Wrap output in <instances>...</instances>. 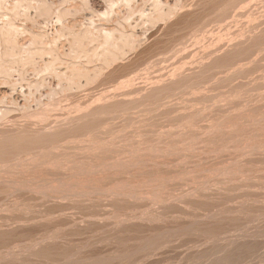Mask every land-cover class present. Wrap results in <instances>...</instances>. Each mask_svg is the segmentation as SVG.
<instances>
[{
  "label": "rangeland",
  "instance_id": "374dc122",
  "mask_svg": "<svg viewBox=\"0 0 264 264\" xmlns=\"http://www.w3.org/2000/svg\"><path fill=\"white\" fill-rule=\"evenodd\" d=\"M87 1H79L84 5L82 11L89 9ZM178 1L173 2L177 3L173 7L182 10L172 8L171 11H177L166 15L162 19L167 20L165 23L155 16V21L138 23V29L143 25L146 33L143 41L133 42L134 45L126 43L128 46L121 41L123 47L116 51L122 54L116 58L106 53V44L103 48L96 44L92 49L99 53L105 49L104 54H108L106 57L102 54L106 60L104 65L97 62L105 67L98 70L91 67L80 73L71 69L67 76L63 74L67 79L53 72L56 62L49 69L46 66L48 70L43 73L44 65L40 64V57L36 58L43 53L28 57L25 52L23 60V51L22 61H19L20 54L14 61V57L10 59L12 54L7 52L5 55L9 58H3L0 52L3 60L0 63L5 65L0 71L8 72L6 85L12 89L25 87L24 96L28 93L29 97L25 98H30L32 105L29 100L27 103L34 112L20 117L18 113H24L13 108V113L8 109L9 114L3 111L6 116L0 117V159L6 162L9 159L0 166L5 165L7 170L10 163L11 168L17 165L9 167V172L0 169V264H264V0H245L249 5L243 10L252 14L242 10L228 24L217 23L221 27L208 23L203 28H207L206 33L203 29L199 35L195 33L204 37L201 40L189 25L188 31L181 32L179 28H187L183 21H188L190 27L193 25L190 22L203 2ZM194 1H198L196 6L201 5L194 6ZM49 3L46 1L45 5ZM31 6L22 4L16 11L12 7L13 12L0 8V30L9 27L4 18L7 15L13 25H20L28 32L22 36L26 34L20 29L21 35L16 31L12 35L20 43L26 42L25 48L29 45L33 48L29 33L36 32L45 34L40 36L42 44L38 45L48 41L49 45L44 46L53 47V42L59 45L62 41L68 52L67 31L62 33L65 38L60 36L59 24L54 23L53 17L51 24V19L45 20V28L44 22L41 23L50 15L56 16L54 6L55 15L51 8L50 13L43 9L47 17L42 16V7H38L41 17L38 8ZM129 16L124 14L126 18ZM210 25L219 31L211 30ZM169 26L173 27L166 29ZM52 27H57L59 33ZM171 29L186 35L183 37L180 32L174 35ZM169 33L175 36L173 39L179 34L184 38L170 42L171 46L175 42V46L166 53H176L172 57L158 54L161 47L157 48L163 40L172 38ZM185 40L196 41L191 45L188 41V46ZM180 43L186 45V49L182 47L183 52ZM165 44L170 47L168 42L161 45ZM173 48L181 51L174 53ZM72 55L66 58L72 60L75 56L74 61L84 58ZM159 55L166 58L161 59ZM33 58L34 65L30 62ZM24 65L36 67L30 70L28 66L23 68ZM34 69L41 73L36 70L38 77ZM8 76L13 82L10 83ZM28 80L32 81L28 83ZM59 81L60 88L56 86ZM38 93L47 97L62 96L60 99L65 102L62 104L56 97L59 102L56 105L57 99L51 98L60 108L54 103L50 106L52 102ZM249 93L252 95L247 96ZM35 98L40 102L35 103ZM41 100L49 105L45 107ZM43 111L45 115L40 116ZM75 138L81 150L72 141ZM51 140L68 146L69 153L68 148L58 150V156L54 151L55 157L53 152L50 156L39 153L40 147ZM72 142L73 146L69 144ZM102 144L105 147L99 148ZM82 145L89 146V151ZM42 149V152L48 150ZM79 151L88 154L85 156ZM62 161L64 166L68 164L64 167Z\"/></svg>",
  "mask_w": 264,
  "mask_h": 264
},
{
  "label": "bare ground",
  "instance_id": "6f19581e",
  "mask_svg": "<svg viewBox=\"0 0 264 264\" xmlns=\"http://www.w3.org/2000/svg\"><path fill=\"white\" fill-rule=\"evenodd\" d=\"M46 1L47 2H50L49 4H50V6L49 7H47L49 4H47V5H45L46 4ZM79 1H83V0H79ZM78 0L76 1V0H0V8H7V9H12V12H13V8H16L17 6L19 7V5H22V4H25V5H32L31 7H33L34 6V8H36V10H37V8L39 7L40 9H41V7H42V12L44 13V15H42V12H40L39 11V8H38V15L39 16H48L47 14H45V11H43V9H47L48 11H47V13L49 12V11H51V9H52V11H51V13L53 12V6H54V9H55V11H56V16H51L50 14V16H48V18H46V17H44V18H46V19H43L44 21H42L41 23H43L44 22V24H45V20H50L51 19V21H50V24H51V22H52V17L54 18V23H58L59 24V26H58V31L62 34L63 32H65V31H67V33L70 35V38H69V40H68V38H65V35H60V36H64V38L65 39H67V41H68V47H69V49H68V52H67V50H65L66 48H64V46L65 45H63V43H62V41L60 42H58V44L59 45H55V40H52V41H55V42H53L54 43V45H53V43H52V45H53V47H47V46H44V45H49V42L47 43V42H44L45 40H44V37H43V42H44V45H38V44H40V42H41V44H42V37H40L42 34L41 33H36V32H30L29 33V40H30V44L32 43V45H33V48H30V45H29V47L28 46H26V48L24 47L25 45H26V42H22V43H20V40H18V39H16L15 38V35L14 36H12L13 35V33L16 31L17 32V34L18 33H20L21 31H20V29L22 30L23 29V27H18V26H20V25H18V26H16V25H13L12 24V22H10V18H8L9 16H7L6 15V17H7V19H6V17H4L5 18V20H7L9 23H8V25L7 26H9V27H5L6 28V30H5V28L4 27H2L1 28V30H0V39H1V41H0V52H1V54H3V55H1L3 58H4V56L7 58L9 55L10 56H12L10 59H13V57H14V61H17V59H18V54H20L19 55V61H22V59L21 58H23V56H24V58H23V60L26 58V56L28 55V57H31L30 55H37L38 56V52L39 53H43L44 55H42L41 56V54H40V56H38V57H36V58H39L40 57V61H41V63H40V61H39V63L43 66H47L48 67V69L50 68V67H52V65L54 66V64L53 63H55V67H56V69L55 68H53V72L56 74H58V76H61V75H63V74H65L66 73V75L65 76H67L68 74H67V72L68 71H70L71 69H72V71H75L76 73H80V72H84V71H87L86 69H88V68H93V69H91V70H98V69H100V67L102 66V65H104L105 63H104V61H106V60H104L105 58L102 56V54H104L105 53V49H104V53H103V51H102V53H99V52H97L96 50L97 49H95L94 50V48L92 49V47L93 46H96V44H97V46L96 47H102L103 48V46H105V44H106V46L107 47H105L106 48V53H107V51H108V53H109V55L111 54V57L112 58H116L117 56H119L120 54H122V53H119V55L117 54V49H122V47H123V45H126V43H130V42H132V44L134 45L135 43H133V42H140V41H143L144 40V36L146 35V33H144V27H143V25L142 26H140V28L138 29V27H139V24L138 23H149L148 21L149 20H154V18L156 17V19H160L159 21H161L166 15H168L170 12H175L176 13V11H171V10H173L172 8H177V7H173V6H175V3H173L175 0H89V2H88V5H89V9H87V8H85L84 10H85V12H83L82 11V6L84 7V5H82L83 4V2H82V4L79 2ZM178 1V0H177ZM185 1H187V0H185ZM191 1V0H190ZM198 1H200V0H198ZM198 1H196V3H198ZM255 1V0H254ZM254 1H252V2H254ZM257 1V0H256ZM87 2L85 3L86 5V7H87ZM179 2V1H178ZM180 2H183V1H181L180 0ZM200 2H203L202 3V6L200 7V10L198 9V11L197 12H199V13H196V15L195 16H193L192 14H189V15H191L190 17H192L193 16V20H192V22H190V23H192L193 25L190 27V24L189 23H187V22H182V23H186L187 24V28L185 29V27H184V29H183V26H182V28H179V27H177V28H179L180 29V31L181 30H187L188 31V25H189V29L191 28V31H192V29H193V34H195V33H197L198 35H199V31H201L200 33H202V29L208 24V23H211V25H214V26H216V25H218L219 23H221V25H222V23H227L228 24V22H230L229 20L230 19H232V18H234V17H236L237 15L238 16H240L239 14H240V11H242L244 8L243 7H246L247 5H249V3H247L245 0H201ZM246 2V3H245ZM185 3V2H184ZM193 3H195V1L193 2ZM192 3V4H193ZM196 3H195V5L194 6H196ZM262 3V2H261ZM177 4V3H176ZM187 4H189L190 5V3H186V6H187ZM259 4V3H258ZM189 5H188V7H189ZM201 5V3L199 4V5H197V6H200ZM250 5H251V2H250ZM260 5V4H259ZM52 6V7H51ZM191 6H193V5H191ZM196 6V7H197ZM13 7V8H12ZM44 7V8H43ZM45 7H47V8H45ZM56 7V8H55ZM250 7V6H249ZM253 7V6H252ZM5 8V9H6ZM49 8V9H48ZM51 8V9H50ZM182 8V7H181ZM185 8V7H184ZM178 9V12L179 11H181L182 9H180V8H177ZM180 9V10H179ZM251 9H253V8H251ZM251 9H249V10H251ZM1 10V9H0ZM17 10V8L15 9V11ZM21 10H22V13L24 12L25 13V11H23V8H21ZM7 11V10H6ZM14 11V12H15ZM20 11V10H19ZM82 11V12H81ZM243 11H246V10H243ZM28 12V11H27ZM31 12V11H30ZM177 12V13H178ZM246 12H248L249 14L251 13L250 11H246ZM245 12V13H246ZM8 13V12H7ZM11 13V12H10ZM22 13H21V15H22ZM40 13V14H39ZM50 13V12H49ZM54 13V12H53ZM130 14V16L129 17H124V14ZM244 13V14H245ZM172 14H174V13H172ZM171 14V15H172ZM252 14V13H251ZM15 14H13V16H14ZM18 16H20L19 14H17ZM17 15H15V17L17 16ZM27 15V14H26ZM26 15H24V16H26ZM35 15V14H34ZM33 15V16H34ZM54 15H55V13H54ZM68 15V16H67ZM123 15V16H122ZM148 16V17H144V16ZM170 15V16H171ZM175 15V14H174ZM184 15V14H183ZM242 15V14H241ZM28 16H29V13H28ZM41 16V17H42ZM65 16H67V17H65ZM155 16V17H154ZM243 16V15H242ZM2 17V16H1ZM11 17V16H10ZM21 17H23V16H21ZM20 17V18H21ZM30 17V16H29ZM29 17H27V18H29ZM40 17V18H41ZM153 17V18H152ZM169 17V16H168ZM24 18V20L26 19L25 17H23ZM23 18H21V20L23 19ZM64 18V19H63ZM95 18V19H94ZM170 18V17H169ZM9 19V20H8ZM13 19H15L14 17H13ZM120 19H122V20H120ZM148 19V20H147ZM168 19V18H167ZM172 19V18H171ZM174 19V18H173ZM189 19V18H188ZM27 20V19H26ZM29 20V19H28ZM27 20V21H28ZM47 20V21H48ZM158 20H157V22H158ZM183 20V19H182ZM187 20V19H186ZM16 21H17V19H16ZM155 21V20H154ZM167 21V20H166ZM165 21V22H166ZM169 21H170V19H169ZM173 21V20H172ZM171 21V22H172ZM189 21H190V19H189ZM258 21V20H257ZM21 22V21H20ZM19 21H18V23H20ZM24 22V21H23ZM156 22V23H157ZM161 22H163V23H165L163 20L161 21ZM3 23H5V21L3 22ZM13 23H14V21H13ZM25 23V22H24ZM23 23V24H24ZM53 23V22H52ZM78 23H82L83 25H84V23H92V27H90L91 26V24H90V26H89V24H86V25H82V24H78ZM168 23V22H167ZM181 23V24H182ZM214 23V24H213ZM218 23V24H217ZM258 23H259V21H258ZM258 23H256V24H258ZM15 24V23H14ZM37 24V23H36ZM58 24H55V25H58ZM185 24V25H186ZM227 24H226V27H227ZM53 25V24H52ZM52 25H50V26H52ZM209 25V24H208ZM211 25H210V28H211ZM259 25V24H258ZM257 25V26H258ZM32 26H34V24L32 25ZM43 26V25H42ZM45 26H46V24L43 26L44 28H45ZM89 26V28H87ZM178 26H180V25H178ZM214 26H212V27H214ZM218 26H220V25H218ZM217 26V27H218ZM223 26V25H222ZM254 26H255V24H254ZM25 27V26H24ZM40 27H41V25H40ZM137 27V28H136ZM173 27V26H172ZM172 27H168V28H166V29H168V30H170L169 28H172ZM176 27V26H175ZM221 27V26H220ZM225 27V28H226ZM248 27V26H247ZM250 27V26H249ZM252 27V26H251ZM26 28V27H25ZM35 28V27H34ZM38 28V27H37ZM53 28V27H52ZM57 28V27H56ZM56 28H53L55 31H57L56 30ZM209 28V27H208ZM216 28V27H215ZM49 29H51V27L49 28ZM136 29H138V30H136ZM179 29H178V31H179ZM206 29L207 28H205V30H204V32L206 33ZM246 29V28H245ZM252 29H254V27H252ZM251 29V30H252ZM19 30V31H18ZM27 30V29H26ZM39 30V29H38ZM173 29H171V31H172ZM211 30H214L215 32L217 31H219V30H217V28H216V30L214 29V28H211ZM222 30H224V29H222ZM221 30V31H222ZM251 30H249V31H251ZM23 31L24 30H22V32L21 33H23ZM29 31V30H28ZM33 31V30H32ZM46 31V30H45ZM57 31V32H58ZM164 31V30H163ZM170 31V32H171ZM174 31V30H173ZM179 31V32H180ZM208 31H210V29L208 30ZM207 31V32H208ZM244 31V30H243ZM248 31V30H247ZM27 32V31H26ZM25 31H24V34H26V35H23L22 34V36H27V34H28V32L26 33ZM41 32V31H40ZM58 32V33H59ZM167 32V31H166ZM175 33H174V35L175 34H178L179 32H177V31H174ZM177 32V33H176ZM182 32V31H181ZM180 32V34H183V33H181ZM215 32H213L212 31V34H214ZM241 32V31H240ZM252 32V31H251ZM47 33H50L49 32V30H48V32ZM53 33V32H52ZM56 33V32H55ZM55 33H54V36H55ZM57 33V34H58ZM51 34V33H50ZM67 34V36H69ZM166 34V33H165ZM170 34V33H169ZM177 35V36H179V37H177V38H181L180 36L181 35ZM187 34H191V33H188L187 32ZM197 34H195V36L198 38H200V40L202 39V38H204V37H202L201 38V34H200V36H197ZM209 34H211V33H209ZM247 34V33H246ZM18 35H21V34H18ZM45 34H43L42 36H44ZM46 35H48V34H46ZM171 35V34H170ZM173 35V36H174ZM184 35H186V34H183V37H184ZM205 35V34H204ZM58 36V35H57ZM66 36V37H67ZM167 36H169V35H167ZM172 36V35H171ZM173 36H172V38L170 37L169 39L167 38V40H169V41H165V40H163L165 43H167L168 42V44H170V42L172 43L175 39H177V38H175V39H173ZM191 36H193L192 34H191ZM203 36V35H202ZM206 36V35H205ZM209 36V35H208ZM244 36V35H243ZM47 37V36H46ZM49 37V36H48ZM56 37V36H55ZM175 37V36H174ZM187 37V36H186ZM185 37V38H186ZM195 37V38H196ZM209 37H211V35L209 36ZM59 38V37H58ZM63 38V39H64ZM188 38H192V37H190V36H188ZM188 38H186V39H188ZM196 38V39H197ZM206 38V37H205ZM208 38V37H207ZM229 38V37H228ZM48 39V38H47ZM49 39H51V38H49ZM57 39V38H56ZM63 39H60V40H63ZM184 40V38H181L180 40ZM194 39V38H193ZM26 40H28V38H26ZM25 40V41H26ZM29 40H28V43H29ZM199 40V39H198ZM197 40V41H198ZM205 40V39H204ZM51 41V40H50ZM65 41V40H64ZM63 41V42H64ZM121 41H123V42H125V44H123V45H120V43H121ZM162 41V40H161ZM161 42V44L162 43H164V42ZM177 41H179V39L177 40ZM186 41V40H185ZM184 41V42H185ZM188 41H190L189 43H190V45H191V43H192V41H196V40H188ZM188 41H186V43H187V45H188ZM100 42H102V43H100ZM182 42V41H181ZM201 42V41H200ZM225 42V41H224ZM46 43V44H45ZM178 43V42H177ZM185 43V44H186ZM193 43H195V42H193ZM99 44H100V46H99ZM102 44H104V45H102ZM158 45L159 47H157L158 49L161 47V49H159L158 50V54H163L162 56H165V54L164 53H166L167 51H169L172 47H174L175 46V42L173 43V45L171 46V44H170V47H169V45H167V44H165L164 46H162V45ZM182 44H184V43H182ZM197 44V42L195 43V45ZM92 45V46H91ZM129 45V44H128ZM128 45H126V46H128ZM133 45H132V47L131 48H133ZM51 46V45H50ZM67 46V45H66ZM125 46V48H127ZM177 46H178V44H177ZM180 47V49L182 48V47H186V45L184 46H181V43H180V45H179ZM189 46V45H188ZM217 47H219L218 45H217ZM23 48H24V50H23ZM63 48H64V50L67 52H64V50H63ZM125 48L123 49V50H125ZM101 49V48H100ZM130 49V48H129ZM128 49V50H129ZM134 49V48H133ZM180 49H178V51L175 49L174 50V48H173V51L172 52H176L177 51V54L182 50V52L186 49H184L183 50V48L180 50ZM214 49H215V47H214ZM262 49V48H261ZM261 49H259L258 50V54H259V51H261ZM263 49H264V47H263ZM262 49V50H263ZM2 50H4L5 52L3 53L2 52ZM101 50H103V49H101ZM127 50V49H126ZM131 50V49H130ZM157 50V49H156ZM155 50V51H156ZM180 50V51H179ZM257 50V49H256ZM24 51V52H23ZM255 51V50H254ZM7 52H8V54L9 55H5V54H7ZM24 54H23V53ZM27 54H26V53ZM93 52H95V53H93ZM121 52V51H120ZM125 52V51H124ZM174 52V53H175ZM263 52V51H262ZM21 53H22V55L23 56H21ZM37 53V54H36ZM71 53L72 54H76L77 55V57L79 56V58H81L82 56L84 57L82 60H80V59H78V61H74L75 60V56H74V59H69V57H73V55L71 56ZM128 53H129V51H128ZM128 53H126V55L128 54ZM154 53V52H153ZM157 53V52H156ZM169 53V52H168ZM12 54V55H11ZM25 54H26V56H25ZM95 54V55H94ZM158 54H154L155 56H158ZM167 54V53H166ZM171 54H173V53H171ZM171 54H169L170 56H171ZM176 54V53H175ZM175 54H173V55H175ZM204 54V53H203ZM261 54V53H260ZM95 56V57H92V56ZM105 55V54H104ZM108 55V54H107ZM107 55H105V57L107 56ZM161 55H159L160 56V58H161ZM168 55V54H167ZM166 55V56H167ZM169 55H168V57H169ZM20 56H21V58H20ZM67 56H69L68 58H66ZM81 56V57H80ZM125 56V55H124ZM153 56V55H152ZM2 57H0V59L2 58ZM120 57V56H119ZM118 57V58H119ZM123 57V56H122ZM172 57V56H171ZM5 58V59H6ZM9 58V57H8ZM163 58V57H162ZM161 58V59H162ZM166 58V57H165ZM165 58H163V59H165ZM31 59V58H30ZM34 59V58H33ZM32 59V60H33ZM107 59V58H106ZM119 59H121V58H119ZM168 59V58H167ZM2 60V59H1ZM32 60H30V62L32 63L33 62V65H34V63L36 62V60L34 61H32ZM77 60V59H76ZM111 60V59H110ZM122 60H124V59H122ZM26 62H27V59L25 60ZM24 61V62H25ZM28 61H29V59H28ZM1 62V61H0ZM2 62H3V60H2ZM97 62H100V63H102V65L101 64H99V63H97ZM112 62H114V60H112ZM117 62H119V60L117 61ZM5 63V62H4ZM4 63H2V64H4ZM21 63H23V62H21ZM104 63V64H103ZM111 63V62H110ZM114 63H116V62H114ZM26 64H29V63H26ZM25 64V65H26ZM40 64H37V65H39V67H41V65ZM58 64V65H57ZM107 64V63H106ZM109 64V63H108ZM25 65L23 66V68H26L25 67ZM113 65V64H112ZM2 66V67H1ZM5 65H1V63H0V69H2L3 67H4ZM41 67V69L42 70H44L43 71V73L45 72V69H46V72H47V67L45 68V67ZM110 66H111V64H110ZM29 67V66H28ZM27 67V68H28ZM31 67H32V65H31ZM36 67V66H35ZM35 67H33V68H35ZM102 67H105V66H102ZM22 68V69H23ZM33 68H30L29 67V69L31 70V69H33ZM37 69H40V68H37ZM36 69V70H37ZM52 69V68H51ZM27 70V71H26ZM25 71H26V73L28 72V69H26ZM30 70H29V72H30ZM35 70V69H34ZM35 70V73L38 71H36ZM42 70H40L41 72H42ZM90 70V69H89ZM4 71V70H3ZM3 71H0V102L2 103V105H4V107L3 108H5V109H3L2 110V107H1V104H0V117L2 116V115H5L6 113H8L9 114V112H8V109H10L9 111H10V113L12 112L13 113V111H12V109L14 108H16L17 110L18 109H20V112H22V113H24V114H20L19 115V113H18V115H17V113H16V109L14 110L15 111V113H16V115L17 116H20L21 117V115L23 116H28L29 114H34V112H31V110H32V108H31V105H32V102L29 100V99H26L27 97H29L28 96V93H27V96H24V92H25V90H24V88H16V89H12L11 88V86L9 87V86H7L8 84L6 83V80H5V75L8 73H6L5 71L3 72ZM24 71V70H23ZM50 71V70H49ZM71 71V72H72ZM2 72V73H1ZM33 72V71H32ZM31 72V73H32ZM39 72V71H38ZM74 72V73H75ZM24 73V72H23ZM35 73H33V74H35ZM11 74V73H10ZM28 74H30V73H28ZM33 74H32V76H33ZM38 73H36V75L35 76H37L38 77V75L39 74H41L40 72H39V74L37 75ZM45 74V73H44ZM70 74V73H69ZM53 75V74H52ZM262 75V74H261ZM23 76V75H22ZM25 76H27V75H25ZM35 76H33V77H35ZM49 76H50V74H49ZM64 76V75H63ZM64 76V77H65ZM70 76V75H69ZM8 77H10V83H11V81L13 82V80H12V77L11 76H8ZM19 77H21V75L19 76ZM43 77H45V75L43 76ZM48 77V76H47ZM64 77H62V79L64 78ZM7 78V77H6ZM17 78V77H16ZM29 78H31V77H29ZM40 78H41V76H40ZM54 78V77H53ZM66 78V77H65ZM69 78V77H68ZM9 78H7V80H8ZM13 79H14V77H13ZM22 79H24V77L22 78ZM27 79V78H26ZM35 79H37V78H35ZM48 79V78H47ZM51 79V78H50ZM61 79V80H62ZM67 79V78H66ZM70 79V78H69ZM17 80V79H16ZM46 80V79H45ZM53 80V79H52ZM29 82L28 83H30V81H32V80H28ZM64 81V80H63ZM121 81H124V80H121ZM126 81V80H125ZM3 82V83H2ZM4 82H5V84H4ZM26 82V81H25ZM39 82V81H38ZM46 82H48V81H46ZM54 82V81H53ZM9 83V82H8ZM14 83H18V82H16V81H14ZM21 83H22V81H21ZM23 83H24V80H23ZM32 83H34V82H32ZM80 83V82H79ZM253 83V82H252ZM7 84V85H6ZM49 84V83H48ZM59 84H61V81H59V83L56 85L57 87H58V85ZM62 84H63V82H62ZM65 84H67L66 82H65ZM69 85H70V83H68ZM67 84V85H68ZM254 84V83H253ZM27 85V84H26ZM30 85H32V84H30ZM53 85V84H52ZM80 85V84H79ZM78 85V86H79ZM28 86V85H27ZM34 86V85H33ZM76 86V85H75ZM15 87V86H14ZM19 87H20V85H19ZM29 87V86H28ZM27 87V88H28ZM31 87V86H30ZM29 87V88H30ZM36 87V86H35ZM34 87V88H35ZM53 87V86H52ZM256 87H258V85L256 86ZM28 88V90H30ZM33 88V89H34ZM47 88H49V86L47 87ZM58 88H60V86L58 87ZM81 88V87H80ZM20 89V91H18V90ZM32 89V88H31ZM42 89V88H41ZM69 90H71L70 88H68ZM76 89V88H75ZM75 89H74V91H75ZM78 89V88H77ZM39 90V89H38ZM54 90V89H53ZM57 90V89H56ZM244 90V89H243ZM250 90V89H249ZM252 90V89H251ZM31 91V90H30ZM33 91H36V89L35 90H33ZM46 91V90H45ZM48 91V90H47ZM255 91V90H254ZM28 92V91H27ZM39 92H41V91H39ZM44 92V91H43ZM69 92V91H68ZM31 93V92H30ZM29 93V94H30ZM33 93V92H32ZM37 93V92H36ZM36 93H34L35 95H37ZM47 93V92H46ZM55 93V92H54ZM59 93V92H58ZM58 93H57V95H58ZM71 93V92H70ZM252 93V92H251ZM256 93V92H255ZM254 93V94H255ZM259 93V92H258ZM38 94H40V95H42V97H43V95L44 94H41V93H38ZM52 94V93H51ZM60 94V93H59ZM63 94V93H62ZM66 94H68V96L69 95H71V94H69V93H66ZM65 94V95H66ZM248 94V93H247ZM30 95H32V94H30ZM47 95H50V94H47ZM64 95V94H63ZM252 95V94H251ZM250 95V93H249V95H247V96H251ZM73 96H74V94H73ZM72 96V97H73ZM256 96V95H255ZM26 97V98H25ZM34 97V96H33ZM36 97V96H35ZM41 97V96H40ZM47 96H45L44 95V98H46ZM58 98V99H60V97H61V99H62V96H54V97H47V99H49L50 101H51V98L52 99H54V98ZM67 97V96H66ZM243 97V96H242ZM241 97V98H242ZM37 98V97H36ZM35 98V100H38V99H36ZM56 98V99H57ZM33 98L31 97V100H32ZM42 99V98H41ZM58 99L56 100V102H58ZM59 100L61 103L62 102H65V101H62V100ZM65 99V98H64ZM255 99V98H254ZM27 100H29L30 101V108H31V110L29 109V104L27 103ZM34 100V102L36 103V102H40L39 100L38 101H35ZM44 100V99H43ZM43 100H41V102H44L45 103V101H46V103L48 102L46 99H45V101H43ZM55 100V99H54ZM67 100V99H66ZM256 101V100H255ZM255 101H254V103H255ZM52 102V103H51ZM51 102H48V103H51L50 104V106L51 105H53V100L51 101ZM3 103H5V104H3ZM44 103H41L42 104V106H44L43 104ZM45 103V104H46ZM60 103V104H61ZM63 104V103H62ZM47 105H49V104H46V106L45 107H47ZM54 105H55V103H54ZM53 105V106H54ZM56 105H59V102H58V104H56ZM55 105V106H56ZM42 106H41V109H42ZM63 106H65V103H64V105ZM74 106V105H73ZM72 106V107H73ZM21 107L24 109V110H26V111H22V109H21ZM28 107V109H26ZM44 107V108H45ZM56 107H59V106H56ZM62 107V106H61ZM75 107V106H74ZM7 108V109H6ZM44 108L42 109V110H44ZM48 108H51V109H49V110H52V108L53 107H48ZM60 108V107H59ZM64 109V108H63ZM6 110V111H5ZM41 110V111H42ZM54 110H56V109H54ZM5 112V114H2V113H4ZM19 111V110H18ZM47 111H48V109H47ZM62 111V110H61ZM64 111V110H63ZM44 112V111H43ZM45 112H46V110H45ZM45 112L42 114L41 112V115L40 116H43V115H45ZM58 113H59V111H57ZM67 113V112H66ZM8 114H6V115H8ZM25 114H28V115H25ZM46 114H47V112H46ZM48 114H50L51 115V113H48ZM5 115V116H6ZM16 115H14L15 117H16ZM58 115V114H57ZM5 116H3V117H5ZM23 116V117H24ZM31 116V115H30ZM48 116V115H47ZM54 117V116H53ZM7 118V117H6ZM41 118V117H40ZM57 118V117H56ZM19 119V118H18ZM26 119V118H25ZM48 119V118H47ZM52 119V118H51ZM55 119V118H54ZM59 119V118H58ZM17 120V119H16ZM16 120H15V122H16ZM23 120V119H22ZM56 120V119H55ZM0 121H1V119H0ZM4 121V120H3ZM24 121V120H23ZM26 121V120H25ZM28 121V120H27ZM31 121V120H30ZM46 121V120H45ZM47 121H50V120H47ZM52 121V120H51ZM14 122V121H13ZM58 121H56V122H54V123H57ZM3 123V122H2ZM18 123H19V120H18ZM25 123V122H24ZM54 123H53V125H54ZM20 124H21V122H20ZM14 125H16V124H14ZM19 125V124H18ZM52 125V124H51ZM20 126V125H19ZM18 126V127H19ZM23 126V125H22ZM44 126V125H43ZM223 126V125H222ZM2 127V126H1ZM46 127V126H45ZM211 127V125L209 126V128ZM4 128H5V126H4ZM49 128V127H48ZM52 128V127H51ZM203 128V127H202ZM207 128V127H206ZM216 128L217 129H219V130H222V128L220 129V127L218 128L217 126H216ZM45 130V129H44ZM200 130V129H199ZM207 130H208V128H207ZM213 130V129H212ZM218 130V131H219ZM198 131V130H197ZM51 132V131H50ZM44 133V132H43ZM204 133V132H203ZM48 134V133H47ZM201 135V134H200ZM69 136V135H68ZM40 137V136H39ZM41 138V137H40ZM40 138H39V140H40ZM68 139V138H67ZM66 139V140H67ZM70 139V138H69ZM99 139H101V138H99ZM36 140V139H35ZM43 140V139H42ZM74 140H77L76 138L75 139H73L72 141L75 143H78L79 141H74ZM80 140V139H79ZM98 140V139H97ZM44 141V140H43ZM52 141V140H51ZM70 141V140H69ZM96 141V140H95ZM94 141V142H95ZM53 142V143H52ZM51 143H49V144H43L44 146H41L40 147V152L39 153H41V154H43V155H47V154H49V156H50V154L53 152V154H54V151H55V154L57 153V151L58 150H62V149H66V148H68V146L67 147H65V145H63V144H58V141H56V140H54V141H52ZM71 142V141H70ZM69 143V144H74V143ZM81 142V141H80ZM88 142V141H87ZM91 142V141H90ZM113 142V141H112ZM122 142V141H121ZM43 143H45V142H43ZM75 143V144H76ZM82 143V142H81ZM92 143V142H91ZM51 144V145H50ZM94 144V143H93ZM99 145H101V143H98ZM78 144H76L75 146L76 147H79V149H80V143H79V145L77 146ZM97 145V144H96ZM98 145V146H99ZM103 145V144H102ZM73 146V145H72ZM83 146V145H82ZM31 147V146H30ZM39 147V146H38ZM42 147H43V149H42ZM76 147H74V148H76ZM84 147V146H83ZM88 147V148H87ZM87 147H84V148H87V149H85V150H88L89 149V146H87ZM105 146L103 145L102 147L101 146H99V148H104ZM115 147V146H114ZM98 148V149H99ZM124 148V147H123ZM41 149L42 150H44V149H48L47 151L45 150V151H41ZM76 149H78V148H76ZM97 150V148H95L94 147V150ZM115 149H117L116 147H115ZM81 150V149H80ZM91 150H93V149H91ZM93 150V151H94ZM69 148H68V151H67V153H69ZM72 151V150H71ZM78 151V150H77ZM84 151V150H83ZM89 151V150H88ZM100 151V150H99ZM129 151V150H128ZM23 152V151H22ZM28 152V151H27ZM60 152H62V151H60ZM60 152L58 153L59 155H60ZM80 152V151H79ZM78 152V153H79ZM95 152V151H94ZM98 152V151H97ZM29 153H31V152H29ZM28 153V154H29ZM81 153V152H80ZM23 154H25V153H23ZM27 154V153H26ZM27 154V155H28ZM32 154V153H31ZM52 154V155H53ZM55 154L52 156V157H55ZM63 155H65L64 153H62ZM74 154V153H73ZM82 155H85V154H88V152L87 153H85V154H83V153H81ZM95 154H97V153H95ZM94 154V155H95ZM102 154V153H101ZM122 154V153H121ZM128 154V153H127ZM126 154V155H127ZM57 155V154H56ZM69 155V154H68ZM98 155V154H97ZM22 156V155H21ZM20 156V157H21ZM48 156V155H47ZM58 156V155H57ZM73 156V155H72ZM79 156H81V155H79ZM86 156V155H85ZM5 157V156H4ZM19 157V156H18ZM65 157V156H64ZM84 157V156H83ZM98 158L100 157V155L99 156H97ZM135 156H131V158L133 159ZM22 158H24V157H22ZM26 158V157H25ZM24 158V159H25ZM60 158H62V156L61 157H59L58 159H60ZM140 158V157H139ZM3 159V158H2ZM12 159H14V158H12ZM34 159V158H33ZM52 159V158H51ZM78 159H82V158H78ZM77 159V160H78ZM147 159V158H146ZM6 160V159H5ZM5 160H1L0 159V164L1 163H7V162H9V159H7V162L5 161ZM37 160V159H36ZM53 160H55V159H53ZM62 160V159H61ZM75 159H73V161H74ZM129 160H130V158H129ZM147 160H149V159H147ZM25 161V160H24ZM27 161V160H26ZM32 161V160H31ZM104 161V160H103ZM29 162V161H28ZM33 162H35V161H33ZM48 162V161H47ZM55 162V161H54ZM53 162V163H54ZM78 162H81V160L80 161H78ZM15 163V162H14ZM22 163V162H21ZM20 163V164H21ZM25 163V162H24ZM30 163V162H29ZM28 163V164H29ZM37 163V162H36ZM39 163V162H38ZM37 163V164H38ZM40 163H43V162H40ZM72 163V162H71ZM75 163V162H74ZM73 163V164H74ZM88 164H89V161L87 162ZM132 163V162H131ZM11 164V163H10ZM9 164V166H8V164H6L8 167H7V170H6V166L4 165V168L3 167H1L0 169H1V171H2V169H3V171L4 170H6V171H8L9 172V169H12L13 167H14V165L15 166H17L16 164H13V167L11 168L10 165ZM35 164V163H34ZM57 164V163H56ZM66 164H68V162H66ZM66 164H65V166H66ZM84 164H85V162H84ZM30 165V164H29ZM33 165V164H32ZM40 165H42V164H40ZM44 165V164H43ZM51 165H53V166H55L54 164H52L51 163ZM61 165H63V161H62V164ZM76 165V164H75ZM81 165V164H80ZM80 165H77V166H80ZM3 166V165H2ZM21 166V165H20ZM58 166H60V165H58ZM64 166V165H63ZM64 166V167H65ZM69 166H71V165H69ZM10 167V168H9ZM26 167V166H25ZM62 167V166H61ZM68 167V166H67ZM66 167V168H67ZM81 167H82V165H81ZM81 167H78V168H81ZM91 167V166H90ZM94 167V166H93ZM105 167V166H104ZM9 168V169H8ZM15 168H17V167H15ZM31 168H32V166H31ZM35 168V167H34ZM38 168H39V166H38ZM44 168H46V167H44ZM57 168V167H56ZM56 168H54V170L56 169ZM20 169H22V167L20 168ZM26 169V168H25ZM37 169V168H36ZM50 169V168H49ZM65 169V168H64ZM88 169V168H87ZM28 170H29V168H28ZM42 170H43V168H42ZM54 170H53V172H54ZM24 171V170H23ZM32 171V170H31ZM57 171H60V170H58V168H57ZM66 171V170H65ZM32 172H34V170L32 171ZM24 173V172H23ZM29 173V172H28ZM40 173V172H39ZM44 173V172H43ZM50 173V172H49ZM18 174V173H17ZM81 175V174H80ZM14 176V175H13ZM43 176V175H42ZM8 177V176H7ZM11 177V176H10ZM73 178V177H72ZM84 178V177H83ZM5 179H7V178H5ZM1 180V179H0ZM19 180V179H18ZM31 180V179H30ZM35 180V179H34ZM37 180V179H36ZM40 181V180H39ZM81 181V180H80ZM3 182H5V181H3ZM9 182H11L10 180H9ZM15 182V181H14ZM30 183V182H29ZM37 183V182H36ZM11 184V183H10ZM13 184V183H12ZM11 184V185H12ZM33 184V183H32ZM43 184V183H42ZM18 185V184H17ZM16 185V186H17ZM28 185V184H27ZM39 185V184H38ZM31 186V185H30ZM207 186V185H206ZM205 187V186H204ZM206 188V187H205ZM209 189V188H208ZM206 190V189H205ZM205 190H204V192H205ZM169 197H171V196H169ZM176 197V196H175ZM178 197V196H177ZM169 199V198H168ZM171 201V200H170ZM176 201V200H175ZM173 202V201H172ZM177 202V201H176ZM130 216V215H129ZM47 238V237H46ZM48 239H49V237H48Z\"/></svg>",
  "mask_w": 264,
  "mask_h": 264
}]
</instances>
